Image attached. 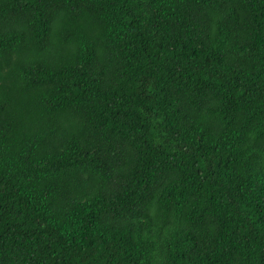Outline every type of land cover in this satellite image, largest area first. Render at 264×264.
Returning <instances> with one entry per match:
<instances>
[{"label": "trees", "instance_id": "obj_1", "mask_svg": "<svg viewBox=\"0 0 264 264\" xmlns=\"http://www.w3.org/2000/svg\"><path fill=\"white\" fill-rule=\"evenodd\" d=\"M0 264H264V0H0Z\"/></svg>", "mask_w": 264, "mask_h": 264}]
</instances>
